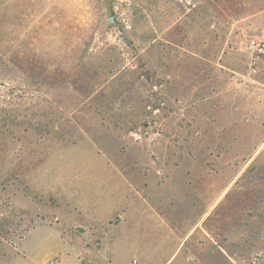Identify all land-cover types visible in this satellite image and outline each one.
I'll return each instance as SVG.
<instances>
[{
    "label": "rangeland",
    "instance_id": "obj_1",
    "mask_svg": "<svg viewBox=\"0 0 264 264\" xmlns=\"http://www.w3.org/2000/svg\"><path fill=\"white\" fill-rule=\"evenodd\" d=\"M133 257L264 264V0H0V264Z\"/></svg>",
    "mask_w": 264,
    "mask_h": 264
},
{
    "label": "built area",
    "instance_id": "obj_2",
    "mask_svg": "<svg viewBox=\"0 0 264 264\" xmlns=\"http://www.w3.org/2000/svg\"><path fill=\"white\" fill-rule=\"evenodd\" d=\"M48 264H57V262L54 259H51ZM126 264H140L138 259L133 257L131 258Z\"/></svg>",
    "mask_w": 264,
    "mask_h": 264
},
{
    "label": "water",
    "instance_id": "obj_3",
    "mask_svg": "<svg viewBox=\"0 0 264 264\" xmlns=\"http://www.w3.org/2000/svg\"><path fill=\"white\" fill-rule=\"evenodd\" d=\"M111 21V20H110Z\"/></svg>",
    "mask_w": 264,
    "mask_h": 264
}]
</instances>
